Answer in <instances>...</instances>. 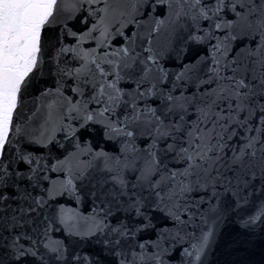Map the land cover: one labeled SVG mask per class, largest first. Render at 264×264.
<instances>
[{"label":"snow or ice","instance_id":"snow-or-ice-1","mask_svg":"<svg viewBox=\"0 0 264 264\" xmlns=\"http://www.w3.org/2000/svg\"><path fill=\"white\" fill-rule=\"evenodd\" d=\"M0 264H264V0H0Z\"/></svg>","mask_w":264,"mask_h":264}]
</instances>
